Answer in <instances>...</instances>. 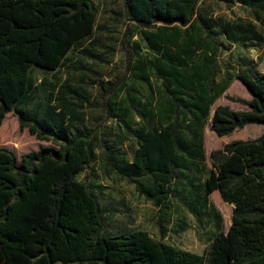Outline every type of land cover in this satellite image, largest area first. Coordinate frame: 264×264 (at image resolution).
Listing matches in <instances>:
<instances>
[{"label": "trees", "instance_id": "16d2710c", "mask_svg": "<svg viewBox=\"0 0 264 264\" xmlns=\"http://www.w3.org/2000/svg\"><path fill=\"white\" fill-rule=\"evenodd\" d=\"M199 2L126 0L141 26L130 38L139 36L159 56L142 63L139 80L150 86L152 72L174 106L203 120L233 77L216 81V49L192 34L200 21ZM97 16L93 0H0V128L15 110L22 129L50 143L24 154L21 161L0 147V264H264V131L256 139L234 140L212 151L202 190L191 185L196 203L218 191L225 203L234 205L231 226L205 254L157 240L145 230H106L99 198L78 179L95 157L93 133L74 132L65 124L73 106L64 97L78 99L81 106L84 99L69 88L57 95L42 93L43 88L34 92L31 77L34 68L58 71L69 52L95 32ZM223 28L231 42H264L253 24ZM133 47L139 51L140 42ZM235 77L250 99H231L244 110L226 105L215 109L211 129L219 137L248 125L264 127V72L244 66ZM134 93L128 94V106L106 102L107 118L115 119L119 133L138 144L132 161L122 150L108 156V173L134 184L141 197L159 207L172 195L175 173L188 168L184 157L202 161L204 154L201 145L183 135L186 127L177 120L153 123L151 105L143 102L142 93ZM58 94L61 107L56 108L52 102ZM191 209L195 212V205Z\"/></svg>", "mask_w": 264, "mask_h": 264}, {"label": "rangeland", "instance_id": "374dc122", "mask_svg": "<svg viewBox=\"0 0 264 264\" xmlns=\"http://www.w3.org/2000/svg\"><path fill=\"white\" fill-rule=\"evenodd\" d=\"M93 1L98 8L95 32L69 52L58 71L34 68L31 71L34 92L43 88L45 91L42 93L52 91L57 95L61 89L69 88V91L83 97L82 106L78 99L64 97L73 106L71 112H66L65 124L74 132L81 130L93 133L91 140L95 157L78 179L85 182L99 198L107 231L145 230L157 240L203 255L220 233L228 231L232 224L233 206L225 203L219 192L212 193L208 201L196 203L191 185H195L198 191L202 190L206 169L211 167L212 151L223 148L235 139H256L264 131L263 126L248 125L229 136L219 137L211 129L212 117L218 106L226 105L233 110L246 109L240 102L231 100L250 99L248 91L235 76L241 67V55H257V48L253 45L241 43L231 46L223 27L237 22V19L249 21L250 18L257 20L263 17L264 2L245 0L247 5H241L242 0H200L197 8L200 21L192 34L210 41L216 49V81L222 83L227 76L233 79L226 92L210 105L208 117L196 120L183 107L174 106L176 104L171 102L162 81L152 72L149 73L150 86L139 80L142 63L159 56L139 36L130 38V34L139 32L141 26L133 20L126 0ZM134 41L140 42L139 51L133 47ZM260 48L264 50V46ZM196 62L199 59L192 63ZM80 67L84 69L75 70ZM190 71L189 66L185 68L186 74ZM112 88L115 90L111 93ZM134 90L142 93L144 103L151 105L156 114L153 123L161 125L177 120L178 124L186 127L182 130L183 135L201 145L204 154L202 161L184 157L188 168L175 173V181L170 185L172 195L159 207L141 197L134 184L115 173H108V156L122 150L126 152L127 159L132 161L138 144L135 139L119 133L115 119L107 118L106 102L109 100L116 106H128V94H135ZM104 94H108L105 99ZM59 95L52 102L56 108L61 107ZM191 95L197 96L198 93L192 92ZM131 117L134 121H140L135 113ZM49 144L38 140L27 128L22 129L15 110L7 114L0 128V147L13 151L19 161L24 154L38 151ZM187 201L195 205V212Z\"/></svg>", "mask_w": 264, "mask_h": 264}, {"label": "crops", "instance_id": "0c3cea01", "mask_svg": "<svg viewBox=\"0 0 264 264\" xmlns=\"http://www.w3.org/2000/svg\"><path fill=\"white\" fill-rule=\"evenodd\" d=\"M241 5H245L243 3H240ZM237 22L234 23H240V24H253L256 26V30L263 33L264 35V15L263 17H259V19L257 20H253L252 18L249 19V21H243V20H236ZM263 31V32H262ZM229 41V40H228ZM250 42H252L253 44H249ZM229 43L231 44V46H238L241 43L243 44H247V45H253L252 47L257 48L256 53L257 55H253L252 53H246L245 55H241V61L239 62L241 67H239V70L244 67V66H249V67H255L257 70H259L260 72H264V50L260 47L264 46V42H256V41H241V42H231L229 41ZM260 45V46H258ZM239 70L237 71V73L239 72ZM235 140H243V139H235ZM218 192V191H215ZM213 192V193H215Z\"/></svg>", "mask_w": 264, "mask_h": 264}, {"label": "water", "instance_id": "95a60500", "mask_svg": "<svg viewBox=\"0 0 264 264\" xmlns=\"http://www.w3.org/2000/svg\"><path fill=\"white\" fill-rule=\"evenodd\" d=\"M234 207V205H232Z\"/></svg>", "mask_w": 264, "mask_h": 264}]
</instances>
